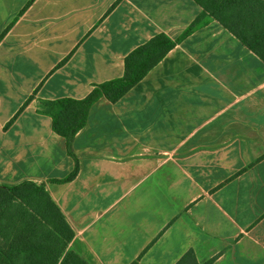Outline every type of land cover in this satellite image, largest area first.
<instances>
[{
  "label": "crops",
  "instance_id": "crops-1",
  "mask_svg": "<svg viewBox=\"0 0 264 264\" xmlns=\"http://www.w3.org/2000/svg\"><path fill=\"white\" fill-rule=\"evenodd\" d=\"M194 0H0V181L44 183L91 264H264V62L208 18L73 141L40 100L120 78ZM17 118L6 124L25 105ZM192 251L193 258H186Z\"/></svg>",
  "mask_w": 264,
  "mask_h": 264
},
{
  "label": "trees",
  "instance_id": "trees-1",
  "mask_svg": "<svg viewBox=\"0 0 264 264\" xmlns=\"http://www.w3.org/2000/svg\"><path fill=\"white\" fill-rule=\"evenodd\" d=\"M194 1L202 11L182 34L172 39L159 33L131 50L124 58L122 77L94 84L83 99L39 101L40 112L51 118L53 131L65 139L67 153L74 159L71 173L53 182L65 183L76 176L78 159L73 141L86 126L92 104L100 98L110 103L119 101L176 45L205 25L208 18L218 21L264 62V0ZM26 105L27 102L6 127ZM72 237V229L44 183L0 181V264H91L68 249ZM186 258L194 259L192 251H188ZM211 263L212 260L205 264Z\"/></svg>",
  "mask_w": 264,
  "mask_h": 264
},
{
  "label": "rangeland",
  "instance_id": "rangeland-1",
  "mask_svg": "<svg viewBox=\"0 0 264 264\" xmlns=\"http://www.w3.org/2000/svg\"><path fill=\"white\" fill-rule=\"evenodd\" d=\"M74 252V251H73Z\"/></svg>",
  "mask_w": 264,
  "mask_h": 264
}]
</instances>
